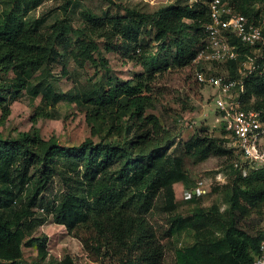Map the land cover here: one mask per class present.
Segmentation results:
<instances>
[{"label": "rangeland", "instance_id": "obj_1", "mask_svg": "<svg viewBox=\"0 0 264 264\" xmlns=\"http://www.w3.org/2000/svg\"><path fill=\"white\" fill-rule=\"evenodd\" d=\"M206 1L0 0V23L14 17L11 24L18 23L26 32H32L41 44H45L55 26H65L64 41L57 43L54 51H47L42 67L27 69L30 78L19 89L5 90L12 83L14 70L25 58L11 52L8 59H0V138L19 139L27 134L39 145L56 143L66 148L79 146L86 140L98 143L102 137L100 131L111 124V118L114 125L120 126L127 117L118 109H113L112 115L106 112L97 117L82 96L93 89L105 92L125 82L139 83L136 99L144 100L143 117L155 118L152 125L146 127L148 137L138 139L139 146L147 140H158L161 145L158 154L180 160L183 179L172 185L175 205L172 214L186 221L197 212H210L212 216L225 219L231 187L247 174L234 170L236 160L228 149L221 155L209 154L206 158L196 154L194 149L186 150L188 142L196 137L212 141L216 146H226V133L216 120L214 97L217 91L198 85L192 77L190 54L194 52V40L204 18L184 19L183 32L166 35L160 41L155 39L156 27L152 25L156 12L164 7L188 5L198 9L197 6L204 7ZM263 8L264 4L255 5L262 21ZM138 14L142 16L140 22ZM114 19L119 21V26L110 23L109 20ZM124 26L136 34L134 39L128 38ZM213 68L224 73L221 64ZM48 89L58 100L44 98ZM246 104L260 107L264 112V96L248 98ZM115 136L111 135L104 142L114 140ZM67 168V160L62 158L55 162L56 175L39 196L32 209L33 217L23 224L25 240L42 241L46 258L42 260L37 255L35 244L24 245L22 258L14 264H60L66 256L73 264H115L106 258L88 261L81 244L68 236L63 226L52 222L53 206L66 193L76 194L77 187L83 184L82 168L76 171ZM34 172L30 169L28 173L32 180ZM199 182H205L210 190L200 193ZM26 188L21 192L22 200ZM76 195L90 200L86 190ZM163 195L164 191L159 188L150 217L163 214L159 210ZM13 204L19 207V201ZM212 208L215 212L210 211ZM219 219L204 224L205 236L214 240L221 238L223 229ZM254 228L264 229V218ZM195 242V230L190 227L176 231L171 245L165 244L163 264H174L175 250ZM0 264L8 263L0 261Z\"/></svg>", "mask_w": 264, "mask_h": 264}, {"label": "trees", "instance_id": "obj_2", "mask_svg": "<svg viewBox=\"0 0 264 264\" xmlns=\"http://www.w3.org/2000/svg\"><path fill=\"white\" fill-rule=\"evenodd\" d=\"M222 1L250 23L260 26L264 35V20L260 18L259 9H255V5L264 4V0ZM197 8L177 5L158 10L152 18V25L156 27L155 39L160 41L166 35L183 32L184 19L204 18L202 25L206 23V7ZM136 16L140 22L142 16ZM13 20L14 17L0 23V59H8L13 52L24 57L25 62L21 61L14 70L12 83L6 86L7 89L3 88L6 91L22 87L30 78L27 69L42 67L47 60V51H54L65 35V26H55L45 44H41L32 32H26L18 23L11 24ZM109 21L114 26L120 25L117 19ZM123 29L128 38L136 37L128 26ZM201 38L202 26L194 40L195 48ZM230 42L241 54L237 61L227 62L223 71L234 76L242 55L249 53L250 47L234 38ZM175 45L180 51L176 42ZM194 54H190L191 60ZM261 70L260 75L254 74L246 80V92L242 97L245 108L261 109L246 104L248 98L264 96V63ZM138 87L139 83L125 82L105 92L93 89L82 96L97 117L106 112L112 115L113 109L120 110L127 117L120 126L114 125V118H111V124L100 131L102 137L98 143L86 140L79 146L66 148L56 143L39 145L27 134H22L19 139L0 138V261L16 263L22 258V247L33 244L37 255L42 260L46 258L42 241L25 240L23 224L33 217L32 209L39 196L56 175L55 162L63 158L68 162L69 171L82 168L83 184L75 193L86 190L90 200L68 192L51 209V218L81 244L88 261L98 262L106 258L115 264H163L165 244L171 245L176 231L190 227L195 230L196 242L175 250L174 264H252L262 240L263 231L254 227L264 218V170L251 171L232 185L225 219L212 216L210 212H197L188 221L173 215L172 185L183 179L180 160L158 154L161 151L158 140H147L139 146L138 139L148 137L146 127L151 126L155 118L143 117L144 100L136 99ZM44 98L58 100L49 89ZM111 135H116L114 140L104 142ZM215 144L196 137L188 142L186 150L191 152L194 149L196 154L206 158L209 154L221 155L228 149ZM148 147L151 148L147 150ZM30 169L35 170L33 180L28 176ZM24 187L27 188L22 200ZM159 188L164 191L159 209L163 214L150 217ZM16 201H19L18 208L13 204ZM210 211H214L213 208ZM211 219H219L223 229L221 238L216 240L202 232L204 224ZM60 264L73 262L66 256Z\"/></svg>", "mask_w": 264, "mask_h": 264}, {"label": "built area", "instance_id": "obj_3", "mask_svg": "<svg viewBox=\"0 0 264 264\" xmlns=\"http://www.w3.org/2000/svg\"><path fill=\"white\" fill-rule=\"evenodd\" d=\"M208 21L202 25V35L191 60L192 77L201 86L216 89L214 106L216 120L226 133V146L236 160L233 167L242 175L257 169L264 170V112L262 109L245 108L242 97L246 83L254 74L260 75L264 63V35L261 27L250 23L241 13L222 0L205 2ZM236 39L250 47L242 55L234 76L219 73L214 65L237 61L240 51L230 42ZM139 49V48H138ZM137 49V50H138ZM139 51V50H138ZM200 193L210 187L199 182ZM258 255L252 264H264V229Z\"/></svg>", "mask_w": 264, "mask_h": 264}, {"label": "clouds", "instance_id": "obj_4", "mask_svg": "<svg viewBox=\"0 0 264 264\" xmlns=\"http://www.w3.org/2000/svg\"><path fill=\"white\" fill-rule=\"evenodd\" d=\"M206 7V6H205Z\"/></svg>", "mask_w": 264, "mask_h": 264}]
</instances>
